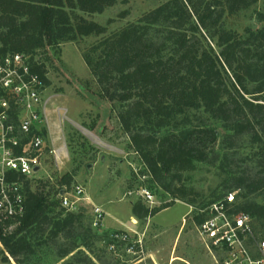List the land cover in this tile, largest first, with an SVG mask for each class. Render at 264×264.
<instances>
[{"label": "trees", "instance_id": "trees-1", "mask_svg": "<svg viewBox=\"0 0 264 264\" xmlns=\"http://www.w3.org/2000/svg\"><path fill=\"white\" fill-rule=\"evenodd\" d=\"M119 2L127 0H0V58L30 56L31 71L49 86L46 63L36 62V53L100 36L82 56L100 96L114 105L144 175L174 200L196 205L198 194L183 175L198 165L217 170L219 186L201 211L236 191L235 212L248 214L264 239V28L239 33L226 24L258 0H166L108 35L106 26L79 14L103 13ZM36 133L48 140L46 128ZM74 139L68 138L71 149ZM79 166L54 193L45 183L34 185L36 178H19L24 212L8 219L0 213V264L11 258L43 264L48 255L61 264H95L94 245L108 250L112 231L99 235L92 218L87 226L84 214L61 205L60 192L72 187ZM173 204L150 208L140 198L132 215L144 220ZM206 218L200 212L195 221Z\"/></svg>", "mask_w": 264, "mask_h": 264}, {"label": "rangeland", "instance_id": "rangeland-1", "mask_svg": "<svg viewBox=\"0 0 264 264\" xmlns=\"http://www.w3.org/2000/svg\"><path fill=\"white\" fill-rule=\"evenodd\" d=\"M165 1L127 0L103 13L79 14L106 26L108 35L137 21L145 12ZM124 11L127 14L122 17L121 13ZM226 24L239 33H243L245 28H264V0H258L237 15L228 16ZM100 38L92 35L75 42L60 43L55 48L48 45L34 55L36 62L46 63L47 77L50 80V85L45 86L42 94L44 122L41 128H46L48 133L47 124L53 127L56 150L54 154L48 133L41 157V170L34 177V185L45 183L47 190L54 193L61 187L60 179L80 165L72 187L83 186L84 200L77 203V209L73 212L84 214L85 224L88 226L93 205L98 204L87 202L96 200L102 204L105 212L106 222L104 220L103 224L121 228H109L107 231H125L130 233L133 240L140 241L136 254L126 253L123 247L119 257L108 250L103 252V244L97 242L94 245L95 254L102 261L98 260L97 255L91 254L95 264H137L140 260V264H218L219 252H210L201 237L195 216L203 212L202 204L218 188L221 176L217 170L205 165H198L194 172L184 174L183 184L198 194V203L189 205L184 201L174 200L157 183L152 182L149 175H144L145 167L138 155L130 149L129 139L113 110L114 105L100 96L99 86L82 56V51ZM72 129L80 132L88 143H83ZM69 133L75 138L72 149L68 146ZM141 187L154 191L152 203L137 193ZM65 188L69 190L67 187L62 190ZM140 198L150 208L161 207L169 202L174 204L147 219H132V204ZM15 227L12 225L10 228ZM103 231L105 229L102 227L97 233L102 235ZM42 261L43 264H61L64 260L48 255L42 257ZM7 264L17 263L11 258Z\"/></svg>", "mask_w": 264, "mask_h": 264}, {"label": "built area", "instance_id": "built-area-1", "mask_svg": "<svg viewBox=\"0 0 264 264\" xmlns=\"http://www.w3.org/2000/svg\"><path fill=\"white\" fill-rule=\"evenodd\" d=\"M29 58L21 54L0 58V213L4 219L24 212L19 178H34L41 170L45 146L44 138L36 133L44 122L45 85L31 71ZM63 192L59 196L62 207L75 211L77 203L84 200L85 189L74 185ZM137 193L153 202L150 189L141 187ZM236 194L228 192L203 210L207 218L199 225V232L210 252H219L218 264H264V239L248 214L235 212ZM104 220L103 208L93 205L92 227L102 228ZM110 240L108 250L118 257L123 247L126 253L136 254L140 243L125 231L112 232Z\"/></svg>", "mask_w": 264, "mask_h": 264}, {"label": "crops", "instance_id": "crops-1", "mask_svg": "<svg viewBox=\"0 0 264 264\" xmlns=\"http://www.w3.org/2000/svg\"><path fill=\"white\" fill-rule=\"evenodd\" d=\"M43 112H44V105H43ZM47 129H48V133H49V141H50V146L51 147H53V149H54V131H53V127L50 125V124H47ZM84 133V132H83ZM86 135V134H85ZM66 146H67V144H66V142L64 143ZM53 153L55 154L56 153V150L54 149L53 150ZM90 198V197H89ZM96 201V200H95ZM95 201H93V200H89L87 203H89V202H91L90 204H98V206H101V207H103L102 206V204H99V203H97V201L95 202ZM131 217H133L132 219H135V217L132 215ZM106 219V218H105ZM105 222H106V220H105ZM119 224L120 225H122L121 224V222H119ZM104 229H105V231H107L106 229H121L120 227H114V226H110L108 223H106V224H103V226H102ZM123 228V227H122ZM140 262H142V260H140V261H138L137 263H140Z\"/></svg>", "mask_w": 264, "mask_h": 264}, {"label": "water", "instance_id": "water-1", "mask_svg": "<svg viewBox=\"0 0 264 264\" xmlns=\"http://www.w3.org/2000/svg\"><path fill=\"white\" fill-rule=\"evenodd\" d=\"M35 170L37 171V170H38V168H36ZM63 193H64V192H63V190H62V191H61V194H63Z\"/></svg>", "mask_w": 264, "mask_h": 264}]
</instances>
